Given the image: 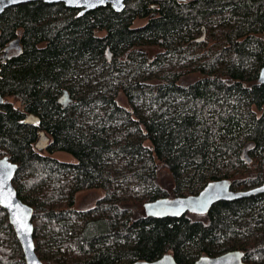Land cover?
Returning a JSON list of instances; mask_svg holds the SVG:
<instances>
[{"label":"trees","instance_id":"obj_1","mask_svg":"<svg viewBox=\"0 0 264 264\" xmlns=\"http://www.w3.org/2000/svg\"><path fill=\"white\" fill-rule=\"evenodd\" d=\"M79 13L33 1L0 16V158L19 166L13 183L34 209L43 263L123 264L171 253L191 264L240 249L246 264H264V193L180 218L145 211L163 192L162 168L179 197L221 180L233 190L264 182V0H126L122 11L108 4ZM19 30L22 52L4 59ZM204 32L211 45H189ZM149 47L159 51L150 57ZM195 71L201 78L182 82ZM142 72L159 80L139 79ZM64 89L73 99L66 106ZM30 113L39 122L26 124ZM41 131L50 138L45 150L76 160L39 151ZM94 188L104 197L77 210V193ZM139 203L144 209L129 213ZM0 264H27L1 206Z\"/></svg>","mask_w":264,"mask_h":264},{"label":"water","instance_id":"obj_2","mask_svg":"<svg viewBox=\"0 0 264 264\" xmlns=\"http://www.w3.org/2000/svg\"><path fill=\"white\" fill-rule=\"evenodd\" d=\"M44 1L46 3H64L68 7L80 9L79 15L94 10L108 4L116 11H122L126 6V0H0V16L4 11L15 5L22 3ZM260 78L264 82V67L260 72ZM72 98L67 96L62 102L65 106L72 102ZM4 102V97L0 94V104ZM24 122L34 125L39 122V117L35 114H28ZM50 138L45 131L40 132L35 147L39 151H44ZM18 164L10 160L9 156L0 158V206L7 213L16 236L22 246L23 254L27 264H44L37 254L34 241V209L25 203L18 195L14 186V178L18 171ZM264 193V182L246 190H233L227 180L208 183L198 194L177 198L160 197L145 204V211L148 216L154 218H180L189 212L206 213L213 205L219 201H234L252 194ZM245 251L240 249L230 250L216 256L203 255L191 264H246ZM126 264H179L174 255L167 253L162 257L153 260H136Z\"/></svg>","mask_w":264,"mask_h":264},{"label":"rangeland","instance_id":"obj_3","mask_svg":"<svg viewBox=\"0 0 264 264\" xmlns=\"http://www.w3.org/2000/svg\"><path fill=\"white\" fill-rule=\"evenodd\" d=\"M146 23V20L143 19H137L135 22V26H141ZM216 42H220V40H216ZM212 43H208V45H211ZM148 50H150V57L154 56V53L159 51V48L156 47H149ZM147 50V51H148ZM106 69L104 66L100 68V70ZM94 70V68H93ZM99 71V70H98ZM106 75V73L102 74V76ZM141 77L139 79H147L149 83H155L159 80V73H146L142 72L140 75ZM105 77V76H104ZM201 78V74L199 72H191L190 74L186 75L185 77L182 78V82L185 84H190L195 82ZM95 80V79H94ZM94 80L91 81L92 85H94ZM90 85V83H88ZM91 89V87H90ZM114 90H117L116 87H114ZM85 95V93H84ZM75 99V98H74ZM116 100L118 103L122 105H127L128 98L125 95L124 91L122 89L117 90V95H116ZM42 153L50 155L56 159L62 160V161H67V162H74L76 159L68 153L65 152H54V153H49L48 150L42 151ZM157 183L163 190L162 194L160 197H170V198H175L179 197L180 195L176 196V193L174 192L175 189V183L174 179L170 173V171L167 168H162L158 175H157ZM105 195V191L101 188H94V189H89L85 190L82 192L77 193L75 197V208L77 210L81 211H88L92 208L95 207L96 203L98 200L102 199ZM159 197V198H160ZM129 213L135 212L140 209H144V204L139 203V204H130L127 206ZM51 248V246H50ZM41 251L44 253V250L41 249ZM50 252H52V248L50 249ZM45 254V253H44ZM129 263V261H125L123 264Z\"/></svg>","mask_w":264,"mask_h":264},{"label":"flooded vegetation","instance_id":"obj_4","mask_svg":"<svg viewBox=\"0 0 264 264\" xmlns=\"http://www.w3.org/2000/svg\"><path fill=\"white\" fill-rule=\"evenodd\" d=\"M176 1H178L180 3H188V2H192V1H196V0H176ZM150 5H151V8H152V7H154L155 4L152 2ZM152 15H153V12L148 17H145L143 20L147 21ZM22 33H23V30H19V37H17L12 43H9V45L5 48V52L2 55V57L4 59H6V57H10L12 55H15L17 53H21L22 52V43H21ZM262 35H263V45H264V34H262ZM213 41L216 42V40H213ZM203 43H211L210 41H208V37H207V35H205V32L203 34L199 35L197 38L193 39L189 43V45L190 46L191 45L201 46ZM67 96L71 97V94H70V92L67 89H64L63 90V94L59 97V101L61 99L64 101ZM4 101H5V99H4Z\"/></svg>","mask_w":264,"mask_h":264}]
</instances>
